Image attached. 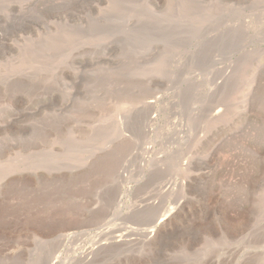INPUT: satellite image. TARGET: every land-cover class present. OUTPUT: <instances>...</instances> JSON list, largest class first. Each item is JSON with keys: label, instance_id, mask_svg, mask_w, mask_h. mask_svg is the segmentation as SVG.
<instances>
[{"label": "rangeland", "instance_id": "1", "mask_svg": "<svg viewBox=\"0 0 264 264\" xmlns=\"http://www.w3.org/2000/svg\"><path fill=\"white\" fill-rule=\"evenodd\" d=\"M0 264H264V0H0Z\"/></svg>", "mask_w": 264, "mask_h": 264}, {"label": "bare ground", "instance_id": "2", "mask_svg": "<svg viewBox=\"0 0 264 264\" xmlns=\"http://www.w3.org/2000/svg\"><path fill=\"white\" fill-rule=\"evenodd\" d=\"M99 226H100V225H99ZM151 230H152V229H151ZM151 230H150V231H151ZM137 231H138V230H137ZM148 231H149V230H148Z\"/></svg>", "mask_w": 264, "mask_h": 264}]
</instances>
